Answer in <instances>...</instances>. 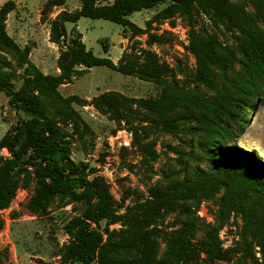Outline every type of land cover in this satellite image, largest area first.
Masks as SVG:
<instances>
[{
  "label": "trees",
  "instance_id": "obj_1",
  "mask_svg": "<svg viewBox=\"0 0 264 264\" xmlns=\"http://www.w3.org/2000/svg\"><path fill=\"white\" fill-rule=\"evenodd\" d=\"M79 1V10L61 12L49 24V42L59 48L57 75L42 74L29 62L30 49L20 48L7 34L6 19L15 3L8 1L0 8V50L13 55L22 70L19 88L12 82L14 74L0 72V92L27 117L0 139V149L10 153L9 159L0 160V210L7 209L16 192L31 183L33 192L25 206L31 215H46L59 196L71 204H82L81 215L70 218L63 226L70 242L63 247L60 264H264V160L236 146L257 101L264 97V0H113L105 5L100 0ZM65 3L66 0H47L41 17ZM159 5L165 7L153 20H169L175 15L192 20L198 12L214 28L234 33L238 56L217 39L189 31L188 51L195 60L193 81L212 91L213 97L186 91L174 80L167 82L163 78L166 68L159 66L150 53L145 54L140 68L133 64L115 66L110 59L98 58L87 50L76 29L71 30L73 36L69 38L64 27L65 23L75 24L87 18L109 21L139 35L145 30L128 18ZM148 39L150 44L164 43L162 37L149 35ZM103 51L107 50L103 47ZM236 64L238 72L234 70ZM79 67H107L122 75L152 81L163 90L155 100H136L114 91L103 92L91 101L75 95L63 97L59 88L86 71ZM230 71L233 76L218 89L217 74L228 78ZM74 104L93 107L119 128L122 124L128 126L134 145L140 148L145 147L140 146L141 140L148 138L151 124L173 133L180 121H194L207 134L200 157L209 159L213 169H199L182 181L149 188L148 198L120 213L121 207L116 206L105 181L100 177L89 179L95 170L76 166L71 159L73 136L88 130ZM134 121L147 125L135 126ZM150 155L151 160L156 158L153 152ZM217 196L218 224L202 229L200 241L194 244L199 225L191 208L200 200ZM179 205L185 207V219L181 227L165 237V250L158 258L157 225L175 213ZM230 214L239 216L242 222L239 243L223 250L218 232ZM102 221L121 228L110 231L106 226L100 231ZM3 225L0 219V231ZM255 247L260 259L253 256Z\"/></svg>",
  "mask_w": 264,
  "mask_h": 264
},
{
  "label": "rangeland",
  "instance_id": "obj_2",
  "mask_svg": "<svg viewBox=\"0 0 264 264\" xmlns=\"http://www.w3.org/2000/svg\"><path fill=\"white\" fill-rule=\"evenodd\" d=\"M12 1L15 7L6 19V32L21 48L29 47L30 64L44 74L54 75L56 72L57 47L49 42L47 29L55 10L46 17H41L43 0H0V8ZM113 0H100L102 5ZM237 3L238 0H231ZM73 5L71 8H74ZM165 5L151 10L134 13L130 21L145 30L143 34L133 35L129 30L105 20L80 19L78 30L84 35L89 50L98 58H105L103 52L110 49L111 60L115 66L133 64L140 68L144 64L145 54L150 53L159 66L166 68L163 78L167 82L176 81L186 91H192L205 98L215 95L212 91L193 81L195 60L188 51L189 31L192 29L203 37H213L222 46L229 48L236 56L237 41L234 33L214 28L206 16L194 13L192 20L175 15L169 20H153L156 13ZM55 18V17H54ZM149 35L162 37L164 43L150 44ZM71 30L69 38L72 37ZM78 70H86L79 67ZM238 72L239 65H234ZM0 72H11L15 88L21 85L22 70L15 57L0 50ZM233 72L225 78L217 74V88L221 89L226 80L229 82ZM163 86L152 81H143L134 76H126L107 67H94L75 77L69 85L59 88L63 97L78 96L91 101L106 91L118 92L128 98L155 100L162 93ZM73 108L79 115L87 132L73 136L71 159L76 166L86 165L87 170H95L93 177L102 178L108 186L109 193L120 213L126 207L142 203L148 198V189L156 185L166 186L170 182L182 181L196 170H211L209 159L201 158V143L206 132L194 121H180L177 131L164 132L160 125L151 124L148 138L141 140L140 146L134 145L129 127L124 124L119 128L114 122L99 114L93 107ZM195 117L192 116V118ZM27 117L17 112L3 92H0V139L21 119ZM132 122V125L139 124ZM70 132V128L66 129ZM236 143L238 148L255 152L264 160V97L260 98L250 114L243 134ZM150 152L155 154L151 160ZM262 153V154H261ZM10 158V153L0 149V160ZM129 167L133 170L129 171ZM31 170V169H30ZM34 184L27 189L20 188L7 209L0 210L3 228L0 231V264H60L63 247L70 242L63 226L72 217H78L83 210L82 204H71L64 196L56 197L49 206L46 215L34 216L27 212L25 206L29 201ZM218 198L200 200L192 206L193 217L199 225V231L193 239L198 244L208 225H217L219 209ZM185 207L177 206L176 212L166 216L158 225L159 235L155 238L158 246V258L165 250V237L182 226ZM107 226L100 223V231ZM242 222L239 216L230 214L224 226L218 232V239L223 250H229L239 243V232ZM92 228H95L94 226ZM110 231H117L118 224L109 225ZM203 255H201L202 258ZM253 256L260 259L257 247L253 248ZM238 259V256L236 257ZM95 264V263H93ZM213 264H235L218 261ZM246 264H250L248 261Z\"/></svg>",
  "mask_w": 264,
  "mask_h": 264
},
{
  "label": "crops",
  "instance_id": "obj_3",
  "mask_svg": "<svg viewBox=\"0 0 264 264\" xmlns=\"http://www.w3.org/2000/svg\"><path fill=\"white\" fill-rule=\"evenodd\" d=\"M46 1L47 0H43V3H42V5H40V6H42L43 7V5L46 3ZM99 3H100V1H99ZM101 4V3H100ZM107 4H110L109 2L107 3ZM73 5H75V7L74 8H71ZM80 6H81V4H80V1L79 0H66V3L63 5V6H60V7H56V8H54V10H55V14L53 15V17H52V19L56 16V15H58L59 13H61V12H67V13H72V12H74V11H77V10H79L80 9ZM16 8V7H15ZM53 10V11H54ZM10 14V13H9ZM9 14H8V16H9ZM7 16V17H8ZM131 17V16H130ZM130 17L128 18L129 19V21H130ZM82 19V18H81ZM80 21V20H79ZM79 21L77 22V23H75V24H72V23H65L64 24V27H65V30H66V33H67V36L69 37V31L70 30H72L73 28L74 29H76V31L81 35V40H82V42H83V44L85 45V47H86V49L87 50H89L90 48H89V46H87L86 45V43H85V40H84V35L82 34V33H80L79 32V30H78V23H79ZM131 22V21H130ZM132 23H134V22H132ZM136 25V24H135ZM123 29V28H122ZM48 34H49V25H48V29H47V37H48ZM12 38V37H11ZM13 39V38H12ZM16 43V42H15ZM17 44V43H16ZM18 46H19V44H17ZM54 46H56L57 47V50H58V54H59V48H58V46L57 45H55V44H53ZM20 47V46H19ZM21 48V47H20ZM107 51H106V53H104L105 55H106V57L105 58H108V59H110L111 60V57H110V54H111V51H110V49H106ZM104 52V51H103ZM58 54L56 55V58H55V61H56V59H57V57H58ZM30 55V54H29ZM112 61V60H111ZM36 67V66H35ZM37 68V67H36ZM40 71V70H39ZM41 72V71H40ZM42 73V72H41ZM42 74H44V73H42ZM58 74V70H57V67H56V72L54 73V75H57ZM44 75H47V74H44ZM262 154V153H261Z\"/></svg>",
  "mask_w": 264,
  "mask_h": 264
},
{
  "label": "water",
  "instance_id": "obj_4",
  "mask_svg": "<svg viewBox=\"0 0 264 264\" xmlns=\"http://www.w3.org/2000/svg\"><path fill=\"white\" fill-rule=\"evenodd\" d=\"M29 47H30V45H29ZM29 47H28V48H29Z\"/></svg>",
  "mask_w": 264,
  "mask_h": 264
}]
</instances>
